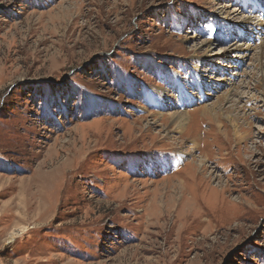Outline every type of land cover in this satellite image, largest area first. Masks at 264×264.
I'll return each instance as SVG.
<instances>
[{"label": "rangeland", "instance_id": "rangeland-1", "mask_svg": "<svg viewBox=\"0 0 264 264\" xmlns=\"http://www.w3.org/2000/svg\"><path fill=\"white\" fill-rule=\"evenodd\" d=\"M246 1L0 0V264H264Z\"/></svg>", "mask_w": 264, "mask_h": 264}, {"label": "bare ground", "instance_id": "bare-ground-1", "mask_svg": "<svg viewBox=\"0 0 264 264\" xmlns=\"http://www.w3.org/2000/svg\"><path fill=\"white\" fill-rule=\"evenodd\" d=\"M248 1V0H247ZM246 1V2H247ZM255 1H257V0H252V2H255ZM246 2H245V5H246ZM251 22H250V19H244L243 21H242V24L244 25V26H246V29H248V28H251L250 30H251V35L253 34L252 33V25L250 24ZM261 26H262V24H261ZM261 26H254L257 30H258V33H254V36L256 37V39L258 38H260L261 40H262V43H261V46H260V51H259V56H261V57H259V58H262V56H264V35H263V27H261ZM253 27V28H254ZM226 30V29H225ZM229 31V30H228ZM245 32V33H244ZM240 33H241V35H244V36H246V31H245V29L244 28H242L241 30H240ZM239 33V34H240ZM247 50H248V48H246V49H244L243 51H241L242 53L244 52V53H246L247 52ZM240 57H243V55H240ZM261 64V63H260ZM202 85H201V83H198L197 84V87L199 88V89H201L202 90V87H201ZM151 98V97H150ZM153 98V97H152ZM187 103L188 104V101H184V102H182V105L184 104V103ZM158 106H160V107H163L164 106V104H162V103H164V102H162V100L161 101H158ZM157 104V103H156ZM157 108V107H156ZM205 111V110H204ZM174 119H176V120H179L178 121V123L179 124H182V120H183V117H181V116H179V115H177V116H174Z\"/></svg>", "mask_w": 264, "mask_h": 264}]
</instances>
